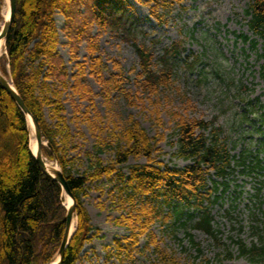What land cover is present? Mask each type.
Instances as JSON below:
<instances>
[{
	"label": "trees",
	"instance_id": "16d2710c",
	"mask_svg": "<svg viewBox=\"0 0 264 264\" xmlns=\"http://www.w3.org/2000/svg\"><path fill=\"white\" fill-rule=\"evenodd\" d=\"M146 2L151 4V15L163 24L167 21L168 10L175 3L183 5L184 0ZM3 5L0 0V18ZM57 12L64 17L62 27L58 26ZM245 13L249 16V29L264 42V0H250ZM141 20L135 16L131 0H17L7 53L0 59V68L12 77L39 121L45 140L52 146L43 145V153L61 165L78 200V227L62 264H77L92 237L94 225L83 197L88 195V184L94 180L108 177L119 182L116 184L117 196L124 213L116 218V222L126 225L130 233L116 239V245L124 249L126 239L135 244L145 236L147 246L152 244L160 263L178 264L174 251L160 245L152 225L157 220L180 219L185 213L192 220L198 214L194 227L217 237L212 206L230 190L236 173H255L260 177L264 173L262 142L263 145L256 149L248 145L234 152L237 141L226 134L215 119L191 116L177 110L170 113L174 122L171 143L176 148L173 152L176 157L190 161L185 166H172L159 159L158 143L165 133L158 131L156 135H150L142 122L131 115L122 126L116 124L109 136L99 132L95 151L84 152L89 159L88 167L84 171L76 169L77 155H72L71 151L79 144L73 141L75 135L65 116L64 94L68 92L74 104V120L79 126L80 121L87 122L96 134L103 120L99 111L92 115L89 109L83 111L76 101L77 95L93 101L97 94L85 82L86 61H80L77 56L82 41L87 42L90 52L91 73L104 85L98 95L106 96L107 100L110 93L117 90L129 104L136 105L138 101L137 93L123 84L122 72L112 71L110 78H104L101 69L94 70L97 64L103 63L97 52L99 39L105 32L131 43L138 54L139 62L134 67L137 92L152 99L174 84L175 64L185 47L179 41L174 42L157 57L154 49L137 37L138 32L143 36L146 34L138 25ZM61 31L68 39L65 44L74 52L73 73L59 50ZM242 36L244 40L249 39L248 35ZM114 66L121 68L119 61ZM47 110L51 121L47 118ZM258 110L249 107L242 113V118L247 119L249 112ZM258 117L263 125L264 112ZM154 118L158 128L162 127L164 122L158 109ZM30 141L26 115L0 84V264H50L56 258L65 232L67 206L64 190L59 181L42 169ZM106 148L114 153V158L108 162L99 155ZM142 157L146 159L144 163L128 164L131 158ZM182 224L185 225V221ZM174 236L185 251L188 248L197 251L194 257L203 253L201 242L195 240L192 232L186 231L188 248L182 243L185 238ZM260 238L263 239L262 234ZM237 244L241 253L251 260H264V240L251 244L239 240Z\"/></svg>",
	"mask_w": 264,
	"mask_h": 264
},
{
	"label": "rangeland",
	"instance_id": "374dc122",
	"mask_svg": "<svg viewBox=\"0 0 264 264\" xmlns=\"http://www.w3.org/2000/svg\"><path fill=\"white\" fill-rule=\"evenodd\" d=\"M146 1L131 0L135 16L142 18L138 25L146 32L145 36L138 32L137 37L150 45L157 57L163 54L165 47L174 42L179 41L185 47L175 64L174 84L165 93L152 99L137 92L134 67L139 62L138 54L131 43L105 32L99 39L97 52L103 63L97 64L94 70L101 69L104 78H110L112 71L122 72L120 77L123 84L128 90L137 93L138 101L136 105L129 104L117 90H113L107 100L106 96L98 95L104 85L98 76L91 73L90 52L87 42L82 41L77 56L80 61H86L88 72L85 82L97 94L93 96V101L80 95L76 96V101L83 111L89 109L92 115L99 111L103 120L99 123L96 134L87 122L80 121L79 126L74 120V104L68 92L64 94L65 116L75 135L73 141L79 144L78 148L71 151L72 155H77L76 169L84 171L88 167L89 159L84 152L95 151L99 132L105 137L109 136L116 124L122 126L131 115L142 122L150 135H156L158 131L165 133L158 143L159 159L172 166L183 167L189 161L173 154L176 148L171 143L174 139L171 110L215 119L216 124L222 126L226 134L237 141L235 151L248 144L254 147L262 145L259 140L264 137L250 132L248 128L238 127L249 102L251 105L257 104V107L260 104L264 106V42L249 29V17L245 9L250 0H184L183 5L175 3L168 10L167 21L163 24H159L151 15V4ZM8 7V3H4L0 24L5 19ZM55 16L58 26L62 27L63 15L57 12ZM96 30L95 28L94 31ZM241 35H249V40H244ZM60 36L59 50L67 61L69 71L73 73L76 62L72 59L74 52L65 44L68 39L62 31ZM4 53L5 48L2 55ZM2 55L0 58H3ZM116 61L121 64L120 69L115 68ZM156 109L160 111L164 122L160 128L154 118ZM249 116L252 117L250 114ZM47 118L52 120L48 110ZM80 131L82 134H79ZM34 140L36 138L32 131L31 144ZM99 155L104 162L114 158L110 148ZM145 161L143 157L131 158L128 164ZM127 170L125 167V171ZM257 181L251 175L238 178L235 184L241 185L238 189L241 188L242 195L236 199L226 197L214 205L217 237L194 227L196 218L189 220L185 213L180 219L171 217L167 222L157 220L152 225L160 245L174 251L178 264H264V260L256 262L243 255L237 244L239 240L247 244L264 240V188L259 194L254 192ZM118 183L104 177L88 184V195L83 197V201L90 213L94 230L77 264H162L152 244L147 246L145 236L140 237L135 244L126 239L123 245L127 247L124 249L116 245V239L130 233L126 225L116 222V218L124 213L118 202ZM64 195L67 202L68 194ZM184 221L185 225L182 224ZM186 231L192 232L195 240L201 242L204 251L200 256L194 257L197 251L188 248L190 244L186 239ZM175 234L178 238H185L182 243L188 251L183 249ZM261 234L263 239L260 238Z\"/></svg>",
	"mask_w": 264,
	"mask_h": 264
},
{
	"label": "water",
	"instance_id": "95a60500",
	"mask_svg": "<svg viewBox=\"0 0 264 264\" xmlns=\"http://www.w3.org/2000/svg\"><path fill=\"white\" fill-rule=\"evenodd\" d=\"M7 2L9 6V15L5 17L2 23L1 30H0V44L1 42H4L5 48L7 47L8 36L11 31L13 21L15 18V14H16V10H17V0H7ZM0 84L11 94V96L14 98L16 103L19 105V107L22 109V111L26 115L28 122L31 123L32 125L34 134H35V137L38 143L37 151L34 152V154L37 160L39 161L40 166L46 173H48L54 179H56L57 181L61 183L63 189L72 199V202L69 205H67V215L65 218L66 227H65V232H64L63 239H62V243L57 251L56 260L52 263V264H62L64 257H65L67 246L70 243L71 238L73 234L75 233L77 226H78L77 198L72 193L68 185L67 178L61 166L56 162L48 161L47 158L44 156L43 149H42L43 144H46L51 147V143L43 139V130L37 118L30 111L22 95L20 94L19 90L15 86L12 77H8L7 75H5L1 71V69H0Z\"/></svg>",
	"mask_w": 264,
	"mask_h": 264
},
{
	"label": "bare ground",
	"instance_id": "6f19581e",
	"mask_svg": "<svg viewBox=\"0 0 264 264\" xmlns=\"http://www.w3.org/2000/svg\"><path fill=\"white\" fill-rule=\"evenodd\" d=\"M9 15V7L7 8V10H6V15H5V17H7ZM4 48H5V45H4V42H1V44H0V56L2 55V52L4 51ZM31 147H32V150L34 151V152H36L37 151V148H38V143H37V140H34L33 142H32V144H31ZM72 202V199H71V197L68 195L67 196V204H70Z\"/></svg>",
	"mask_w": 264,
	"mask_h": 264
}]
</instances>
